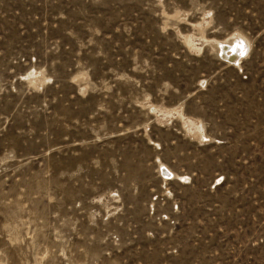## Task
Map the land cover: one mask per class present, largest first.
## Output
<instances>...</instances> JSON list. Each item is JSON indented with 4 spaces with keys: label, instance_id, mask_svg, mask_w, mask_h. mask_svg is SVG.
I'll return each mask as SVG.
<instances>
[{
    "label": "rangeland",
    "instance_id": "1",
    "mask_svg": "<svg viewBox=\"0 0 264 264\" xmlns=\"http://www.w3.org/2000/svg\"><path fill=\"white\" fill-rule=\"evenodd\" d=\"M0 264H264V0H0Z\"/></svg>",
    "mask_w": 264,
    "mask_h": 264
},
{
    "label": "bare ground",
    "instance_id": "2",
    "mask_svg": "<svg viewBox=\"0 0 264 264\" xmlns=\"http://www.w3.org/2000/svg\"><path fill=\"white\" fill-rule=\"evenodd\" d=\"M238 48V47H237ZM227 48L223 47L220 51L221 55L223 57L229 58V59H237V55H238V51L235 49L231 50L230 52H228L226 50ZM236 61V60H235Z\"/></svg>",
    "mask_w": 264,
    "mask_h": 264
}]
</instances>
